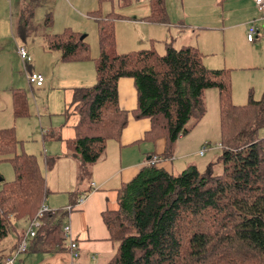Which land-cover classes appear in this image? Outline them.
<instances>
[{"label":"trees","instance_id":"trees-1","mask_svg":"<svg viewBox=\"0 0 264 264\" xmlns=\"http://www.w3.org/2000/svg\"><path fill=\"white\" fill-rule=\"evenodd\" d=\"M149 1L150 21L166 23L164 0ZM98 14L96 81L74 90L80 120L75 138L67 143L82 165L98 162L107 142L117 140L127 125L128 113L118 105L121 78L132 79L136 88L132 117L150 120L145 139L166 140L159 160L172 156L176 141L190 132L188 123L205 115L203 95L209 89L218 91L223 147L220 174H212L211 165L209 173L189 167L172 175L148 164L120 187L118 210L102 213L115 246L107 264H264V136L259 135L264 129V92L259 100L249 92L244 105H234L229 70L205 68L202 54L192 46L168 44L163 54L154 49L118 53L116 19L111 13ZM45 21L51 24V16ZM80 36L71 30L45 35V47L61 52L66 62L88 59ZM26 103L24 95L14 97L16 116L24 113ZM18 144L14 128L0 129V161L12 162L15 173L0 189V262L8 257L7 249L20 243L22 233L15 224L30 223L48 194L40 163L33 155L18 154ZM68 212L41 218L28 251L61 248L62 217Z\"/></svg>","mask_w":264,"mask_h":264},{"label":"crops","instance_id":"crops-1","mask_svg":"<svg viewBox=\"0 0 264 264\" xmlns=\"http://www.w3.org/2000/svg\"><path fill=\"white\" fill-rule=\"evenodd\" d=\"M30 1H36L33 6L35 14L34 8L43 0ZM112 1L55 0L53 5L51 0L48 9L40 10V14L44 12V18L35 32L25 28L20 30V37H25L20 44L17 41L19 37L14 35L13 19L23 18L25 5L22 7V0H0V98L3 95L9 97V111L13 119L12 125H2L0 129L14 128L19 141L18 147L21 146V150L17 147L18 154L35 156L41 153L48 191L45 204L53 211H69L62 217V225L70 226L78 253L74 258L68 248L70 241L61 239V248L52 246L38 250L30 247L26 253L16 256L15 264H107L114 255L115 246L103 223L102 213L117 211L120 187L130 182L142 168L165 152L164 138L155 141L145 139L146 132L150 130V120H136L131 115L136 109L137 92L134 81L130 78H121L117 83L118 105L128 113V122L117 140L107 142L104 156L95 164L83 166L79 158H73L67 147V143L76 136L80 120L73 104L74 90L94 85L95 59L99 50L92 52L91 58L66 62L62 60L61 52L45 47L44 36L57 35L65 30L83 34V38L89 32L95 35L96 27L98 32L96 14L105 16L111 13L112 8L108 4ZM94 3L96 8L92 9ZM145 5L147 8L148 5ZM177 5L183 13V20L178 23L145 25L117 20V31L129 33L134 28L132 37L120 39L116 36L117 52L153 49V45L149 46L148 36L159 35L164 51L168 44L174 48L192 46L198 49L202 54L203 66L209 70L233 72L239 64L248 69L257 64L259 70H264V17L256 8L254 0H177ZM60 9L70 12L73 18L64 17L59 12ZM146 14L147 11L144 12ZM47 15L52 19L49 25L45 21ZM239 27L243 31V42L248 47V52L240 56L233 51L235 47H239L234 32ZM252 29H256V34L249 41L247 37L250 33L247 32H252ZM37 32L42 34V43L39 45L31 40L33 44L27 46L28 36ZM176 40L178 43H175ZM16 46L26 48L30 62L20 60ZM30 73L41 74L44 84L41 87L29 84L27 76ZM256 82L264 84L263 76L257 75ZM34 87L38 92L33 93ZM207 92L210 93L208 95L212 102L217 99L212 109H215V105L218 109V92L206 90L204 101ZM16 95H24L27 101L25 111L20 116L15 115ZM244 100L247 101L246 97ZM218 114L219 109V117ZM216 120L215 116L210 118L206 105V113L202 119L188 126L190 132L176 141L172 156L157 160L156 167L172 175H178L189 167H195L199 171L204 168L209 160L205 159V151H213L210 141L215 140V135L220 131V121L218 120L217 126ZM35 138L40 142H36ZM188 139L192 142H187ZM82 196L85 198L78 204V199ZM18 246H11L5 254H15ZM46 250L57 251L49 253Z\"/></svg>","mask_w":264,"mask_h":264},{"label":"rangeland","instance_id":"rangeland-1","mask_svg":"<svg viewBox=\"0 0 264 264\" xmlns=\"http://www.w3.org/2000/svg\"><path fill=\"white\" fill-rule=\"evenodd\" d=\"M54 1L55 0H53V5H54ZM50 2H51V0L40 1V4L34 8L35 14H33V3H32V1L22 0V7H23V5H25L24 12H23V18L22 19H20V18H14L13 19V23H14L13 31H14L15 37L16 38L19 37L17 39L18 43L21 44V42H23V40H25V37H23V38L20 37V30L21 29L25 28L27 31H32V32H35L38 29L37 25L41 24L42 23L41 19L44 18V12H43V14H40V10L41 9H48L50 7ZM164 3H165L166 14H167V22L166 23H170V22L171 23H178L181 20H183L182 9L181 8L178 9L177 0H164ZM145 4L148 5L147 8H146ZM254 4H255V1H254ZM108 5L110 8H112V10L110 9L111 14L116 19L114 21V24H115L114 25L115 40H116V36H117V38L119 37L120 39L132 37V32L134 30L133 27H128V28H133L132 31L129 33H124L121 30L117 31V28L119 25H117L116 21L119 19L120 20L123 19L126 22H130L129 24H133V23H139V24L143 23L145 25L163 24V23H156V22L150 21L149 17L151 15V11H150L151 7H150V1L149 0H127L126 3H123L122 1H118V0H113L112 3H109ZM55 6H56V2H55ZM92 7H93L92 9H95L96 4L94 3ZM146 11L148 14L144 15V12L146 13ZM59 12L61 14H63L64 17L67 16V17L73 18V15L70 12L65 11L64 9H60ZM261 13H262V16L264 17V11H262ZM21 15H22V13H21ZM6 21H9V18H6ZM131 26H135V25H131ZM95 30H96L95 35H94V33L89 32V35L83 39L85 45L88 48L89 58L92 57V55H91L92 52H94V51L96 52L99 50L97 27L95 28ZM254 31L256 32V29ZM234 32L236 34V39H237V43H238L239 47L238 48L235 47V49L233 51L238 56H240L241 54H245L246 52H248V47L243 42L242 28H240V27L236 28ZM248 33H250L249 30H248L247 34ZM244 34L246 36V32H244ZM255 34L256 33L251 34L252 38H255ZM41 35L42 34L38 33V32L34 33L32 35H29L27 40H26L27 46H31L33 44V42L31 40H34V42H36L37 44L40 45L42 43L41 37H40ZM80 35H81L80 37H83V34H80ZM148 37L150 38V41H148V43L150 44L149 46L153 45V49H155L160 54L165 52L164 51V44L162 42H160L161 37L159 35L148 36ZM175 43H178V40H176ZM17 48H18V46H16L15 50ZM115 48H116V43H115ZM13 49H14V45L12 46V50H11L12 52H13ZM15 50H14V52H15ZM16 53H17V51H16ZM16 62H17V58L15 60V63ZM235 67H237V68L233 72H232V70H229L230 82H231V101H232V103L234 105H244L247 102V101L245 102L244 99H245V97H246V99L248 98L247 94H249V92L252 93V96L255 100H259L262 97L263 92H264V84L260 85V83H257L256 82V76L260 74V76H263V81H264V70H262V69L259 70L258 69L259 66L257 64H255V66L251 69L246 68L245 66H243V64H239V66H235ZM36 92H38V89L34 87L33 93H36ZM213 92H218V91L216 89H213ZM245 93H246V96H245ZM206 94L208 95L210 93L207 92ZM207 95L205 97L206 100L204 101V103L206 102L207 110H208V113L210 115V118L213 119L214 116H215V118H217V120H216V125H217L218 120L220 121V118L217 116V110L218 109H216V105H215V109H212V106H213V104H216L217 99L215 98L212 102L210 96L209 95L207 96ZM30 99H32L31 95H30ZM0 107H1L0 108V128L2 125H6L7 127H8V125H12L13 119L11 116V112L9 111V107H10L9 97H5L3 95L0 98ZM27 120H29V119H27ZM191 123H192V121H190L188 123V126H190ZM259 135L261 138H263L264 129H262L259 132ZM34 140L36 142H38V141L40 142V140H38L37 138H35ZM186 141L189 143L192 142L191 139H188ZM220 142H221V133L219 131V133L217 135H215V140L210 141V144H211L213 151H209V152L205 151V153L207 152L205 159H209V160H208L206 166L204 168L200 169L201 173H205V170L207 169V165H211L210 170H211L212 174H214V175L220 174L223 171V166H222V163L220 161L221 151H222L223 147L220 144ZM29 144H31V143H29ZM28 146H31V145H28ZM18 150H21V146L18 147ZM175 153H176V151H175ZM172 154H173V152H172ZM35 156H36L38 162L40 163L41 169L45 175L44 162H43V157L41 156V153H38ZM72 156H73V158H75L74 154H72ZM157 160H159V158L156 159V162H157ZM207 170H206V172H207ZM207 173H209V172H207ZM14 177H15V173H14L12 162L0 161V178H2V182H0V189L2 188L3 182L9 183V182L13 181ZM15 226H16L17 233L24 232L25 230L28 229V222L26 220L20 221L19 224H15Z\"/></svg>","mask_w":264,"mask_h":264},{"label":"built area","instance_id":"built-area-1","mask_svg":"<svg viewBox=\"0 0 264 264\" xmlns=\"http://www.w3.org/2000/svg\"><path fill=\"white\" fill-rule=\"evenodd\" d=\"M254 1H255V6L257 7V9L261 12L264 11V0H254ZM254 32H255L254 29H252V32H250V34L248 35L247 38L249 41L252 40L251 34ZM17 54L22 62L28 63L31 61V58L25 47H18ZM27 80L29 84L34 85L36 87H41L44 84V77L38 73H30L27 76ZM202 153L203 151L201 152V154ZM155 163H156V159L152 160L149 164H155ZM84 198H85L84 196L80 197L78 199V204L82 203ZM53 212L54 211L50 210L45 203H42L36 216L34 217V219L30 221L27 231L22 234L19 246L15 254L8 256L3 261H1L0 264H15L16 256L18 254L26 253L28 251L29 242L35 237L36 230L41 226V218H43L46 214L53 213ZM61 234H62L63 240L70 241L68 245L69 251L71 252V255L74 258H76L78 256L77 244L72 240L71 230L68 224L63 225Z\"/></svg>","mask_w":264,"mask_h":264},{"label":"water","instance_id":"water-1","mask_svg":"<svg viewBox=\"0 0 264 264\" xmlns=\"http://www.w3.org/2000/svg\"><path fill=\"white\" fill-rule=\"evenodd\" d=\"M2 178H0V182H1Z\"/></svg>","mask_w":264,"mask_h":264}]
</instances>
